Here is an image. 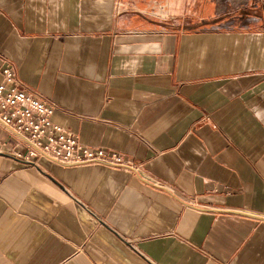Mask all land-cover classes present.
I'll use <instances>...</instances> for the list:
<instances>
[{"label": "crops", "instance_id": "0c3cea01", "mask_svg": "<svg viewBox=\"0 0 264 264\" xmlns=\"http://www.w3.org/2000/svg\"><path fill=\"white\" fill-rule=\"evenodd\" d=\"M123 1L0 0V84L138 168L26 162L0 126V264H264V0Z\"/></svg>", "mask_w": 264, "mask_h": 264}, {"label": "built area", "instance_id": "2783aa9c", "mask_svg": "<svg viewBox=\"0 0 264 264\" xmlns=\"http://www.w3.org/2000/svg\"><path fill=\"white\" fill-rule=\"evenodd\" d=\"M55 106L30 91L7 65L0 84V126L15 139L16 156L26 162L48 159L60 165L101 164L138 170L130 160L103 149L83 145L69 129L53 121ZM6 143L1 144L5 149ZM2 152V150H0Z\"/></svg>", "mask_w": 264, "mask_h": 264}, {"label": "rangeland", "instance_id": "374dc122", "mask_svg": "<svg viewBox=\"0 0 264 264\" xmlns=\"http://www.w3.org/2000/svg\"><path fill=\"white\" fill-rule=\"evenodd\" d=\"M129 5H131L130 2ZM127 3L124 2L123 0H116V5L118 6V8L120 7V9H124L127 6ZM151 17H155L159 20H162L161 22H166L167 17L166 15H164V13L162 12V10L160 8H156V9H150V11H148Z\"/></svg>", "mask_w": 264, "mask_h": 264}]
</instances>
